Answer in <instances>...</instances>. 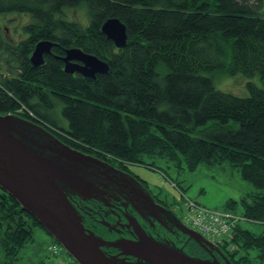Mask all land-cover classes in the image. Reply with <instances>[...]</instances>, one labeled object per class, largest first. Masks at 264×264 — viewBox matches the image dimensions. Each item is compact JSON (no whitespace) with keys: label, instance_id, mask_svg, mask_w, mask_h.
<instances>
[{"label":"trees","instance_id":"obj_1","mask_svg":"<svg viewBox=\"0 0 264 264\" xmlns=\"http://www.w3.org/2000/svg\"><path fill=\"white\" fill-rule=\"evenodd\" d=\"M81 4L87 26L62 17L64 8ZM7 13L32 20L16 42L0 26V59L16 63L21 79L0 77V113H15L75 149L119 163L160 159L191 171L227 161L257 191L241 198L243 212L234 214L244 220L223 246L231 264H264V232L241 225L264 222V0H0V14ZM110 17L125 24L123 48L100 30ZM41 40L56 45L34 67L29 56ZM71 47L105 61L108 72L94 79L65 73L56 56ZM215 70L257 74L261 86L248 82L246 97L221 91L207 75ZM58 107L66 125L55 118ZM2 224L3 264H14L33 227L46 232L0 189Z\"/></svg>","mask_w":264,"mask_h":264},{"label":"water","instance_id":"obj_2","mask_svg":"<svg viewBox=\"0 0 264 264\" xmlns=\"http://www.w3.org/2000/svg\"><path fill=\"white\" fill-rule=\"evenodd\" d=\"M100 30L117 48L126 45V27L118 18H107ZM54 45L48 40L37 42L29 56L30 63L40 66L44 55L50 54ZM59 58L63 62V71L68 74L94 79L96 74L109 70L105 61L77 47L65 49ZM125 185L136 190L118 169L108 163L63 143L33 121L15 113H0V189L36 219L77 264H221L216 258L208 261L193 257L180 248L149 237L143 236L140 242L105 241L87 230L67 189L82 200L104 201L109 189L124 190ZM147 198L153 202L149 195ZM171 216L180 232L210 251L215 248L224 264H231L213 242L185 226L175 214L171 213ZM102 246L117 247L137 260L129 262L107 255Z\"/></svg>","mask_w":264,"mask_h":264},{"label":"rangeland","instance_id":"obj_3","mask_svg":"<svg viewBox=\"0 0 264 264\" xmlns=\"http://www.w3.org/2000/svg\"><path fill=\"white\" fill-rule=\"evenodd\" d=\"M62 17L77 21L83 26H87L89 23L85 4L64 8ZM31 20L32 17L28 14H0V26L6 40L16 42L18 39H22L25 34L23 32V24ZM4 64L6 63H4L3 59H0V66ZM0 72L6 74L8 73V68L4 69L2 67ZM207 75L211 77L215 88L239 97L248 96L246 86L248 82L261 86V81L257 74L247 77L241 73L228 74L222 70H215L207 73ZM59 111V107L55 109V118L63 125H66L67 121L60 116ZM234 124L235 126L237 125V123ZM118 164L120 163L118 162ZM128 169L139 179L145 181L149 191L163 199L176 217L182 220L186 226H192L193 229V224L184 220L186 214L185 199L190 198L218 213L228 214L232 212L239 214L243 212L242 207H240L241 198H249V193L257 191L253 184L242 179L238 170L231 167L227 161L218 164L202 162L194 170L190 171L188 169L175 168L160 159H145L143 163L129 164ZM230 200L235 201L237 204L231 207L228 205ZM193 218L196 220V228L199 227L198 218ZM241 225L243 228L257 234L264 232V222H241ZM4 228L5 226L2 224L0 226V264L5 261V254L1 245V235ZM32 234V241L20 248L14 264H77L63 250L56 254L51 252L49 247L55 242L41 228L33 227ZM205 237L217 242L211 236ZM248 253L250 257H255L257 254L256 250H249ZM240 254H243L241 250L237 253V256Z\"/></svg>","mask_w":264,"mask_h":264},{"label":"flooded vegetation","instance_id":"obj_4","mask_svg":"<svg viewBox=\"0 0 264 264\" xmlns=\"http://www.w3.org/2000/svg\"><path fill=\"white\" fill-rule=\"evenodd\" d=\"M52 48L50 54H52ZM56 59L58 58L56 57ZM16 66V63L0 66V71L2 67L8 68V73L0 72V77H10L21 81L18 74L14 73ZM9 70H13V73ZM91 155L118 169L136 187V190H131L129 185H125L124 190L113 187L109 189L107 195H103L104 201H101L99 199L82 200L74 195L72 190L67 189L70 200L80 213L83 225L87 230L99 235L105 241L140 242L143 236L149 237L164 245L180 248L190 256L208 261H214L216 258L221 264H224L215 248L210 251V249L200 246L193 239L188 238L187 234L176 228V220L171 216V213H174L168 204L151 193L145 185V181L130 172L129 163L123 162L120 165L117 160L105 158L101 154L93 153ZM148 195L153 199V202H149ZM208 240L213 242L219 252L230 261L229 253L224 248L223 241ZM102 249L107 255L122 258L129 262L137 260L133 255L126 254L117 247L102 246ZM231 249H233L232 246L228 248L229 251Z\"/></svg>","mask_w":264,"mask_h":264},{"label":"built area","instance_id":"obj_5","mask_svg":"<svg viewBox=\"0 0 264 264\" xmlns=\"http://www.w3.org/2000/svg\"><path fill=\"white\" fill-rule=\"evenodd\" d=\"M184 207L186 209L184 220L193 224L196 231L207 237L211 236L217 242H222L224 236L232 232L237 223L244 220L243 216L234 213L224 214L211 211L208 208L198 205L189 198L185 199ZM192 216L198 218L199 227L196 228V220ZM61 248L59 244H52L49 247L54 253L59 252Z\"/></svg>","mask_w":264,"mask_h":264},{"label":"bare ground","instance_id":"obj_6","mask_svg":"<svg viewBox=\"0 0 264 264\" xmlns=\"http://www.w3.org/2000/svg\"><path fill=\"white\" fill-rule=\"evenodd\" d=\"M55 45H56V44H55ZM55 45H54V46H55ZM54 46H53V47H54ZM44 56H45V55H44ZM61 56H62V55H61ZM61 56H56V57L60 60L59 57H61ZM62 63H63V62H62ZM34 67H35V66H34ZM79 75H80V74H79ZM184 225H185V224H184ZM230 233H231V232H230ZM224 241H225V240H224Z\"/></svg>","mask_w":264,"mask_h":264}]
</instances>
